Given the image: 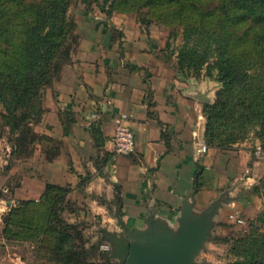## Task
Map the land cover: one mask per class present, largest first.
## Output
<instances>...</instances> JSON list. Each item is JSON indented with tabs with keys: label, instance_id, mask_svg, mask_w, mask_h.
<instances>
[{
	"label": "crops",
	"instance_id": "obj_1",
	"mask_svg": "<svg viewBox=\"0 0 264 264\" xmlns=\"http://www.w3.org/2000/svg\"><path fill=\"white\" fill-rule=\"evenodd\" d=\"M75 33L77 45L44 89L43 111L32 125L35 134L55 142L57 153L46 160L47 144L35 142L26 160L0 177V189L8 193L4 205L36 200L51 183L69 189L66 200L84 203L102 216L116 209L118 214L105 216L126 230H146L152 224L175 230L185 202L192 201L199 214L218 201L212 221L225 212L232 218L229 207L252 215L250 203H257L255 210L262 206L250 193L264 175V159H258L257 151L207 147L195 157L196 143L203 141L202 105L192 92L175 85L158 53L163 40L123 23L118 15L83 23ZM120 114L127 115L133 135L128 155H114L109 141ZM13 173L19 177L8 189L2 184ZM7 244L0 234V264H21L12 257L19 256L15 248L20 243L10 246L5 259Z\"/></svg>",
	"mask_w": 264,
	"mask_h": 264
},
{
	"label": "trees",
	"instance_id": "obj_2",
	"mask_svg": "<svg viewBox=\"0 0 264 264\" xmlns=\"http://www.w3.org/2000/svg\"><path fill=\"white\" fill-rule=\"evenodd\" d=\"M78 1L87 6L94 1L105 14L115 9L149 13L170 27L169 34L174 36L179 29L177 68L196 73L205 66L207 72H216L221 83L214 101L203 105L204 142L227 149L248 127H257V134L264 137V0ZM8 2L14 4L13 14L29 17L21 29L23 37L14 47L9 42L11 14L3 11ZM70 2L0 0V119L18 152L26 156L40 141L48 146L43 149L46 160L57 153L55 142L35 134L32 125L43 111L44 89L57 79L76 44L74 25L66 18ZM260 182L262 188L254 185L252 189L264 203V175ZM68 191L67 187L46 183L36 200H17L1 215L0 234L5 240H31L58 250L70 248L74 236L57 215ZM254 220L257 225L249 222L248 231L233 240L236 258L227 264H264V208Z\"/></svg>",
	"mask_w": 264,
	"mask_h": 264
},
{
	"label": "rangeland",
	"instance_id": "obj_3",
	"mask_svg": "<svg viewBox=\"0 0 264 264\" xmlns=\"http://www.w3.org/2000/svg\"><path fill=\"white\" fill-rule=\"evenodd\" d=\"M97 2L100 4L102 0H97ZM106 6L107 3L103 5L104 8H106ZM14 9V4L8 2L3 10L11 14L9 22V30L11 31L9 42L13 47L22 39L23 34L21 29L25 24L24 20H26L25 18H29L27 16L25 17L24 14H13L12 12ZM148 14L149 13H138L135 11H123L121 9H115L112 10L111 13L105 14L104 11H100L99 5L94 1H91L90 5L87 6L78 0H71L66 11V18L74 25L73 34L76 36V44L71 48L70 54L77 45L78 35L75 33L77 26L92 21H104L113 15H118L123 18V23L125 24L139 25L143 33L153 36L150 38L163 40V47L158 53L161 59H163L171 69L173 79L176 81L175 85H177L179 89H187L189 92H194L196 90L207 92L210 98L209 103H200L202 105L203 114V105L211 104L215 99L216 92L221 87V83L216 79V72L213 69L207 72L205 66H202L196 73L187 69L180 71L177 68L176 57V51L180 44L179 29H177L176 36L171 35V33L169 34L170 27L162 24L157 18L151 17ZM142 18L144 20H141ZM147 38H149V36H147ZM166 42L168 43L167 47L165 46ZM227 125L231 124L228 123ZM257 130V127H248L243 137H239L227 148L233 146L247 147L251 152L257 151L258 159L263 160L264 137H260L257 134ZM204 143L210 148L217 147L214 142L208 144L205 141ZM27 157L25 153L18 152V146L14 142L13 136L9 134L8 128L2 124V119H0V177H4L8 174L7 172L9 170L13 172L16 166L20 162L25 161ZM18 177L19 175L13 173L4 179L2 185L10 189V187L17 183ZM261 180L262 176L251 185L250 193L261 199L262 206L255 210L258 206L257 203H250L248 208L255 212L252 215L250 213L251 216L245 215L242 210L234 211L233 207H229L227 211L233 213L232 218L227 217V213L229 212H225L222 219L215 218V221H213L211 225V229L208 231L206 240L193 258L194 262L197 264H227L235 260L236 256L232 250L234 245L233 240H237L242 234L248 231L249 222L254 223L253 225H257L254 219L264 208L262 198L252 189L254 185L262 188ZM6 198H8V193L2 192L0 189V213L2 214L9 208V206L4 205V200ZM223 201H225L224 203L227 202L225 199H223ZM60 207L61 209L57 212L58 218L61 219L64 225L68 226L67 231L74 236L69 241V245H71L70 248L66 246L61 250H58L57 247L50 249V247H47L48 245H39L31 240H7L8 249H4L5 259L6 257L9 258L6 253L11 249L10 246H12L13 243H20L15 248L16 253L19 252V256L16 254L14 256L11 255L21 260V264H120L116 258L109 255L110 246L107 237L109 233L119 232L122 228H119L115 222L108 220V216H105L107 215L106 213L111 216L112 214L116 215V209L111 208L109 211L106 210L107 212L102 216L96 209L81 202L76 203L67 200L66 203L63 202ZM236 218H240L242 223L235 222ZM34 238H38V234H36ZM46 241L51 244V239L48 238ZM21 243H27L28 245H23ZM28 246L29 249L27 250ZM38 246L42 248L38 249ZM60 251H62V253ZM73 252L74 255L71 254ZM107 255H109V257H107Z\"/></svg>",
	"mask_w": 264,
	"mask_h": 264
},
{
	"label": "water",
	"instance_id": "obj_4",
	"mask_svg": "<svg viewBox=\"0 0 264 264\" xmlns=\"http://www.w3.org/2000/svg\"><path fill=\"white\" fill-rule=\"evenodd\" d=\"M191 96L201 104L210 101L207 92L201 90L192 92ZM217 203L212 202L197 214L192 201L185 202L176 218L175 230L152 224L146 230L122 228L119 232H108L110 256L120 264H197L193 258L211 229V216ZM9 204L6 202V206Z\"/></svg>",
	"mask_w": 264,
	"mask_h": 264
},
{
	"label": "built area",
	"instance_id": "obj_5",
	"mask_svg": "<svg viewBox=\"0 0 264 264\" xmlns=\"http://www.w3.org/2000/svg\"><path fill=\"white\" fill-rule=\"evenodd\" d=\"M127 115L120 114L115 121L113 133L109 138L112 145V152L114 155H128L133 151L134 142L133 135L126 124ZM207 152V146L204 141L200 140L196 143L195 157ZM235 222L242 223L240 218H236Z\"/></svg>",
	"mask_w": 264,
	"mask_h": 264
}]
</instances>
